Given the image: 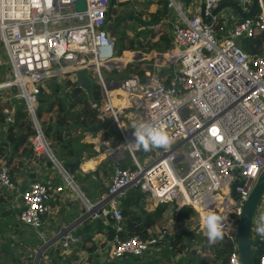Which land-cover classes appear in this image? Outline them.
<instances>
[{"label": "built area", "instance_id": "2783aa9c", "mask_svg": "<svg viewBox=\"0 0 264 264\" xmlns=\"http://www.w3.org/2000/svg\"><path fill=\"white\" fill-rule=\"evenodd\" d=\"M77 1L0 0V38L14 73L6 84L16 85L13 98L22 100L35 126L33 146L55 161L38 117L40 94L48 80L72 77L76 81L79 69H92L100 99L91 104L98 108L100 120L105 115L112 117L122 134L118 144L98 149L105 155L103 159L115 163L102 202L108 203L119 221L130 190H141L156 204L170 201L176 204L177 212L190 205L202 219L217 210L224 234L234 240L228 264H242L236 238L238 219L264 172L263 0L258 2L261 11L222 34L217 18L214 23L203 22L201 3L188 16L181 1L168 0V6L175 5L181 16L172 24L174 48L159 53L158 62L148 63L143 71L122 78L106 77L104 67L127 66L126 53L132 50L136 55L140 50L126 49L117 55L116 39L107 28L111 0H85L84 10L77 9ZM222 1L227 0H204L205 14L210 15ZM240 3L249 9L252 0ZM244 36L261 37V52L249 54L241 44ZM168 65L174 70L167 78L160 69ZM3 112L9 123L15 121L14 104L4 107ZM141 121L165 125L171 143L166 148L137 150L130 144L134 140L131 124ZM154 150L157 155L152 156ZM0 163L1 186L15 188L6 161ZM64 175L66 185L74 187L73 180ZM64 190L61 183L32 181L21 194L20 221L42 234L44 215L51 210L55 195ZM102 202L85 199L88 211L97 212ZM256 227L254 242L264 238ZM168 232L164 228L149 239L133 235L117 240L106 260L148 257L147 252L158 247ZM79 238L69 227L59 228L37 249L38 257L46 260L51 247L60 243L69 248ZM258 258L259 264H264V253Z\"/></svg>", "mask_w": 264, "mask_h": 264}, {"label": "crops", "instance_id": "0c3cea01", "mask_svg": "<svg viewBox=\"0 0 264 264\" xmlns=\"http://www.w3.org/2000/svg\"><path fill=\"white\" fill-rule=\"evenodd\" d=\"M125 18L128 14H124ZM163 15V16H162ZM159 18H164V13ZM129 16V15H128ZM133 16V15H132ZM124 18H121V22L116 28L118 32L120 29V25L122 24ZM144 25H141L136 30H143L146 28V24L143 22ZM110 25V24H109ZM153 28L157 29V27L160 26V23L152 24ZM152 28V29H153ZM172 25L168 32L165 33L164 29H159L156 33V36L152 39V43L157 41L161 35L168 34L173 43L172 33H171ZM110 31L112 28L109 29ZM134 29L125 30L128 35H130L129 32H132ZM134 30V32L136 31ZM146 32V31H145ZM133 37V35H130ZM117 44V41H116ZM174 44V43H173ZM125 45H127L125 43ZM174 48V45L170 49H158L157 47H151L147 50L142 49H136L140 50L138 54H134L132 50H130L129 53H126V59L127 66L130 67L133 66L134 68L138 70L143 71V66L148 65V63L158 62L157 55L159 53H165L170 52L171 49ZM126 49H123V51ZM147 57V59H146ZM138 59L135 60L134 59ZM124 59V58H119ZM172 60V58H171ZM170 60V62H171ZM173 65V64H172ZM174 66V65H173ZM174 68L168 66L161 67L160 71L163 75H165L167 78L172 75ZM72 78V77H71ZM73 79V78H72ZM76 80V79H75ZM52 79H50L51 83ZM58 81V79H57ZM53 82V81H52ZM46 88V87H45ZM0 89H5L4 92H2V95L0 97H4L5 94L10 93V90H13L11 92V95L15 92V89H12L11 86H8L6 84L0 85ZM66 90V89H65ZM48 93H50L49 88L46 89ZM62 92V90H59V94ZM45 94V93H44ZM11 98V96H9ZM4 106H0V142L7 141V128L9 122L2 117L1 113L4 109ZM68 131L71 133L73 142L72 147L76 149L75 155H68L67 149L69 147H61V144H57L58 146V154L53 152L52 150V140L50 141V148L54 155L57 157V159L61 162H68V161H75L76 159H83L84 164L81 169L77 170L74 175H72L73 180L77 184L79 188L76 187V184L74 187L71 185H66V178L64 175V172L60 169L59 165L51 159L48 155H45L44 153H40L35 149V147L32 144L33 151L28 152L27 150H24V146H22L18 150H14L12 145L8 146L7 155H1L0 154V160L6 161L9 172L11 175V178L13 182L15 183V188L3 190L0 184V198L3 199L7 198L8 196L12 197V207L19 208L22 206V192L29 186V184L34 180H46V181H52L56 183H61L65 185V190L62 193H57L55 197L51 201L52 208L49 212H47L44 215V224L41 228L42 234H40V230H36L37 234L40 236H44L46 238H50L53 235H55L59 228L62 227H69L72 229V232L78 236H80V240L78 242H75L74 244H71L69 248H65L63 245L58 243L56 246L51 247L49 251L51 252H57L61 251L60 253H63L61 257L58 258L61 264H76L78 261L79 264H86L87 261V250H85L83 247L81 248L80 245L77 246V244H81L84 242V240L90 236L93 239V242L97 244V253L98 256H96L99 260L106 261V257L110 253L113 246L116 244L115 240H107V234L106 232L98 227L99 220L104 219L105 213L109 209V205L107 202H102L103 200H106V188L108 180L110 179L112 169L115 165L113 161L106 159H103L105 156L103 153L100 152V150H103L107 145H115L120 142L119 134L116 131H112V128L109 126L105 130L101 131L100 133L96 135H91L88 133H85L83 129L79 128H73L70 126L68 128ZM33 136V135H32ZM30 136V141L32 142V139ZM100 149V150H98ZM12 155V158L8 159ZM5 156H8L5 157ZM9 160V161H8ZM92 171H97V173H94ZM64 177V178H63ZM80 189V190H79ZM3 194V195H1ZM9 194V195H8ZM85 198L91 201L92 203H104L103 206H100L99 210L96 212V210L88 211L87 207L85 206ZM145 208L148 210H152L156 207V203L153 199H146ZM3 203H0V207L5 206L8 208L10 205L8 202H6L5 199L2 200ZM259 215L261 216L264 211V200L261 205H259ZM96 212V213H95ZM13 219H15L13 217ZM12 220V219H11ZM16 223L14 225H11L12 232H15L13 234V237L18 238L21 242L24 240L26 243L30 241V239L27 240V231L28 230H34V228L25 225L22 223L19 219V214L17 212L16 214ZM257 220H254L253 227L257 226ZM89 226V228H87ZM166 227V226H165ZM7 229H11L10 226L7 223ZM167 228V227H166ZM163 228L157 227L158 232L162 230ZM169 229V228H168ZM2 229H0L1 231ZM254 233V228L252 229ZM3 232V231H2ZM7 232V231H5ZM178 234L179 233H175ZM118 237H116V240ZM1 242V241H0ZM172 248L171 241L169 239H166L157 249L162 251L164 248ZM71 250H74L73 254H79L81 255L79 258L74 259L69 255ZM174 256V259L176 260L175 254H171L169 256V260L171 256ZM178 255L181 256V259H179L180 262L184 261V257L187 255L186 251L183 253H179ZM57 259V256L55 257ZM65 262H64V261ZM178 261V260H176ZM56 264V263H54Z\"/></svg>", "mask_w": 264, "mask_h": 264}, {"label": "trees", "instance_id": "16d2710c", "mask_svg": "<svg viewBox=\"0 0 264 264\" xmlns=\"http://www.w3.org/2000/svg\"><path fill=\"white\" fill-rule=\"evenodd\" d=\"M239 2V1H237ZM124 3L121 0H111L110 13H109V24L112 25V31H117V27L121 22V18L125 19L124 14H118L116 18H112V13L116 11L113 5ZM262 7L260 3L256 6L254 14H257L261 11ZM234 12L236 10L234 8ZM164 13L163 7L160 8L159 14L153 12L154 19L159 18ZM252 14L251 16H253ZM132 16V15H129ZM141 18V17H139ZM223 18L221 17L216 20V23L223 22ZM243 18L239 15L236 18H230L231 24L234 26L237 22L241 21ZM145 22V21H143ZM232 26V27H233ZM161 29V27H157V29L153 28L150 30V35H146L145 31H137L135 32V37H131L125 31L119 42V51L121 52L123 49L131 48V49H149L151 47H157L158 49H170L173 47L172 39L168 34H163L160 38L152 43V39L156 36L157 31ZM125 43L127 45H125ZM241 44L244 49L251 55H256L261 52L263 41L261 37L251 38L244 36L241 38ZM53 81V82H52ZM50 84V93L53 95L58 93L61 90V83L57 81L56 77H53ZM67 87L65 90V96L56 95L52 99L49 98V94L40 98V107L38 109V117L42 123L44 132L46 136L52 140V144H61V147H69L67 149L68 155H75L76 149L72 147V136L68 131V128L76 126L77 129H81L84 126L91 125L93 123H97L100 120V113L97 107H94L88 99L86 91L84 88L76 85V82L72 79H68ZM96 98L100 99V90L99 85L96 83ZM2 117L6 119V115L2 111ZM15 121L8 124L7 128V141L0 142V154L7 155L8 146L12 145L14 150L20 149L24 146V150L28 152H32V143L30 141V136L36 133L35 126L28 115L26 109L23 106V103H18L15 105ZM8 158V156H5ZM12 158V155L8 158ZM9 161V160H8ZM145 194L141 190H130L128 195L123 200V214L124 217L122 220H117L113 212L108 209V211L104 215L103 220H99L98 227L103 229L107 234V240H123L127 239L133 235H139L145 239H149L154 235H158L159 232L157 227L166 228L163 223V218L165 211L169 207L170 201L162 202L157 204V206L148 210L145 208ZM21 207L18 208V212H20ZM194 207L190 205H185L179 209L177 212V219L179 221L188 218L192 214L196 213ZM44 219V218H43ZM89 228V226H87ZM168 229V228H167ZM161 231V230H160ZM2 232V230L0 231ZM192 236V235H191ZM116 237L118 239L116 240ZM36 239L35 237H32ZM166 239L171 241L172 250L175 252L183 253L185 252L184 246H180V243H177L178 239H182L181 235L175 234L169 231L164 239L159 241L158 247L163 243ZM175 239L177 241H175ZM205 242L209 245L210 251V259H207L204 255L205 252L203 249L196 244L198 239H194L192 242V246L189 252L186 251L187 255L184 257V261H176L177 263L183 264H228L229 256L234 250V240L229 236L223 234L222 239H218L215 243L210 244L207 236L203 237ZM202 239V241H204ZM30 241H32L30 239ZM177 244V247L175 245ZM87 250V263L86 264H100L103 262H107L104 260H99L96 258L98 256L97 253V244L93 242L92 237L88 236L83 243L77 244V246ZM175 247V248H174ZM74 250H71L69 255L74 259L79 258L81 255L73 254ZM61 251L57 252H48V259L46 264H61L58 260L59 257L62 256L63 253ZM57 256V259L55 257ZM145 255L135 256L129 255L122 259L111 260V261H119L126 258L131 259H142ZM149 258V257H148ZM162 251L157 249V252L153 254V257L150 260H163ZM64 261V260H63ZM168 261V260H167ZM256 264H259V258L255 257ZM14 263H28L33 264V259L30 258L29 261H25L24 259H20L19 257L14 258ZM65 262V261H64Z\"/></svg>", "mask_w": 264, "mask_h": 264}, {"label": "rangeland", "instance_id": "374dc122", "mask_svg": "<svg viewBox=\"0 0 264 264\" xmlns=\"http://www.w3.org/2000/svg\"><path fill=\"white\" fill-rule=\"evenodd\" d=\"M121 1H124V3L113 5L116 11L112 13V18L113 19L116 18L118 14H128V15H133V16L127 15V17L123 20L122 24L120 25V29L118 32L114 30L109 31V34L112 35L117 41V50H118L117 55L118 56H120L122 53V51L121 52L119 51V48H120L119 42L125 30L129 29L130 31L131 29H138L141 25H144L143 21H145L144 23L146 24V28H144L143 30H137V31H146L144 36L150 35V30H152L153 28L152 24H154V22H156V24L160 23V27L164 29L166 33L169 31L173 22L178 21V19H180L181 17L179 14L180 13L179 9L175 5H173V6H168L167 11L164 14V18L161 17V19H154L153 12H156V14H159L160 8L163 7L164 0H121ZM235 1H239V3L241 2V0H235ZM199 3H200V0H191L186 3L182 2V5H184L185 13L188 16L193 15L194 11L199 8ZM217 17L220 19L221 17H224L223 22L221 21V22L216 23L219 34L220 33L222 34L224 32H227L233 26L231 22L229 21L230 18L232 17L236 18L238 16L234 12V7L231 5H228V6L223 7V9H221L217 13ZM132 31L133 33L132 32H129V33L130 35H133V37H135L136 32H134V30ZM127 49H131V48H127ZM142 50H147V49H142ZM104 72H105L106 77L108 78H122V77L129 76L131 74H134V73H138V69L134 68L133 66L128 67V66L121 65L119 68L113 67L112 69H110L109 66H105ZM88 73L94 76V71L92 69H88ZM13 74H14L13 68L10 62L9 55L0 38V85H4L10 82V80L14 78ZM68 79H71V78L66 77V78L60 79V81L58 80V82L61 83L62 92L60 94L58 92L53 95L50 93L49 94L50 99H52L56 95L57 96L61 95L62 97L65 96V89L67 87L66 82ZM49 81L50 79L47 82L46 88L42 89L40 98H43V96L48 95L47 94L48 92L46 91V89L47 88L50 89L51 83ZM8 86H11L12 89L16 88V85L14 86L8 85ZM4 90L5 89H0V96L2 95V92H4ZM12 91L13 90H10V93L5 94L4 97H0L1 107L4 105L5 107L7 106L12 107L13 104L17 106L18 103H22V100L13 98L14 97L13 95L16 92V89H15V92L11 95ZM9 96H11V98H9ZM73 128L75 129L76 126L73 125ZM116 132L119 134L118 136L120 137L119 140H121L122 134L119 131H116ZM57 146H58L57 144H52V150L53 152L58 154L59 149ZM155 155H157L156 150H154V152L152 153V156H155ZM1 165L2 164L0 163V166ZM106 186L108 187V183ZM1 187H3L2 188L3 190H6L4 186H1ZM145 198L152 199L151 196L149 195H146ZM3 199H5L6 202H8L10 206L8 208H6L5 206L0 207V229H2L3 231V232H0V241H1L0 242V264H18V263L13 262L15 256L19 257L20 259H24L25 261H29V259L32 258L33 264H46L47 261L49 262L50 258L49 259L47 258L45 260L43 258L40 259L38 257L37 249L41 247L46 237L38 235L36 229L27 231V234H28L27 240L28 239L32 240V241H29V243L28 242L26 243L24 240H22L21 242L18 238L13 237V234L15 232L11 231L12 230L11 225L17 224L16 214L18 212V208L12 207V200H13L12 197L10 196H8L7 198L3 197ZM3 199L0 198V203H3L2 201ZM263 200H264V194L261 198L259 205L263 203ZM259 207L260 206H258V209L254 216L255 221L258 218ZM195 212L196 213L192 214L188 218L179 221L177 219L176 204L170 203L169 207L165 211L163 223L166 225L167 228H169V231H171L172 234L179 233L181 235L182 239L181 240L178 239V241L175 239V241H177V243H180V246H184L185 251L189 252L192 246L191 244L194 241V239H198L196 244H198L203 249V251L205 252L204 256L207 259H210L211 256H210V251H209V245L203 239V237L205 236V230L202 227L203 219H202L201 214L198 211H195ZM212 213H217L218 215H220V212L217 210ZM231 216L235 217L233 213H231ZM13 217L15 219H13ZM7 223L11 229L6 228ZM254 235L255 233L253 232L252 237H254ZM32 237H35L36 239H33ZM202 239L204 241H202ZM175 247L178 248L177 244L175 245ZM156 252H157V247H153L150 249V251L147 252V256L151 259L153 257V254H155ZM172 253L174 254L171 248H167V247L164 248L162 250V255L164 258L162 259L166 261L169 260V256ZM175 256H176V260L178 261L179 259L182 260L181 256L178 255L177 252H175ZM118 259H121V258H118ZM19 264H28V263L20 262Z\"/></svg>", "mask_w": 264, "mask_h": 264}, {"label": "water", "instance_id": "95a60500", "mask_svg": "<svg viewBox=\"0 0 264 264\" xmlns=\"http://www.w3.org/2000/svg\"><path fill=\"white\" fill-rule=\"evenodd\" d=\"M182 2H189L191 0H178ZM259 0H252V5L249 9H246L241 5V3L233 0L222 1L218 3L212 13L210 15H206L204 11V0H200L201 9L199 11L200 16L203 19L204 23H214L215 18H217V13L223 9V7L231 5L235 8L237 16H241L242 18L248 17L254 14L256 6L258 5ZM264 4V0H263ZM248 4H246L247 6ZM77 9L84 10L86 8L85 0H78L77 1ZM168 8V0H164L163 9L164 14L166 13ZM112 25H107V28H111ZM76 85L85 89L86 94L88 96L89 101L94 104L97 101L96 98V79L91 76L86 69H79L76 72ZM112 128V131H117L115 127V122L112 117L110 116H103L101 121L97 123H93L88 126L82 127L85 133L96 135L101 131L105 130L108 127ZM55 162H59L56 156H54ZM59 167L60 169L68 174L69 178L73 180L72 175L76 173L77 170L81 169L84 160L79 158L75 161H68L61 163ZM97 173V171H92ZM64 178V177H63ZM66 180V179H65ZM67 182V180H66ZM74 184L75 181L73 180ZM76 187L79 188L76 184ZM80 190V189H79ZM264 194V172L259 176L252 192L250 193L247 200L244 202L242 207L241 215L238 219V228H237V245L240 252L241 262L242 264H256L255 257H260L264 253V238H258L253 241L252 238V228L254 223V216L260 204L261 198ZM233 195L236 198H239V195L236 194V191L233 190ZM86 199V198H85ZM100 264H183L177 263L172 255L170 260L163 261V260H150L148 257H143L142 259H131L126 258L119 261H107Z\"/></svg>", "mask_w": 264, "mask_h": 264}, {"label": "clouds", "instance_id": "9594fccd", "mask_svg": "<svg viewBox=\"0 0 264 264\" xmlns=\"http://www.w3.org/2000/svg\"><path fill=\"white\" fill-rule=\"evenodd\" d=\"M131 129L134 140L130 144L134 145L137 150L149 151L152 147L166 148L171 143V137L163 124L144 121L133 122ZM256 223V231L264 235V215H261ZM202 227L210 244L223 238L224 225L220 215L208 213L202 220Z\"/></svg>", "mask_w": 264, "mask_h": 264}, {"label": "bare ground", "instance_id": "6f19581e", "mask_svg": "<svg viewBox=\"0 0 264 264\" xmlns=\"http://www.w3.org/2000/svg\"><path fill=\"white\" fill-rule=\"evenodd\" d=\"M41 254V250L39 251V255Z\"/></svg>", "mask_w": 264, "mask_h": 264}, {"label": "flooded vegetation", "instance_id": "af4514ba", "mask_svg": "<svg viewBox=\"0 0 264 264\" xmlns=\"http://www.w3.org/2000/svg\"><path fill=\"white\" fill-rule=\"evenodd\" d=\"M163 16V15H162Z\"/></svg>", "mask_w": 264, "mask_h": 264}]
</instances>
